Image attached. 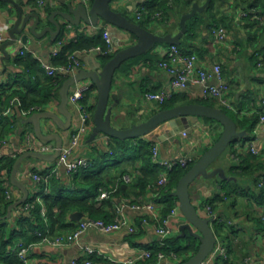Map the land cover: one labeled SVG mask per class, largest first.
<instances>
[{
    "label": "crops",
    "instance_id": "0c3cea01",
    "mask_svg": "<svg viewBox=\"0 0 264 264\" xmlns=\"http://www.w3.org/2000/svg\"><path fill=\"white\" fill-rule=\"evenodd\" d=\"M47 1L46 6H39L34 0H0V30H5L7 38L5 42L10 39L9 30L18 19L20 10L23 13L22 23L27 18V30L18 34L14 43L6 45V53L0 49V93L10 87H15L20 82L22 75L28 76L25 68L15 61L21 55L18 53V49L23 45H27L29 50L33 51L34 57L38 59L41 57L44 61H50L52 50L60 40L69 43L81 34L95 37L101 33L102 27L109 28L113 36L115 35V28L104 21L96 25L85 23L73 25L65 21L58 11L66 8L65 1L71 0ZM72 1L81 2V0ZM145 1L150 2L151 0H117L115 6L130 19L137 22L142 20L144 27L158 35H175L181 29V17L192 11L194 3L203 6L212 0H193L191 6L181 4L169 14L170 22H164L160 17L148 19L144 15L139 19L137 15ZM235 3V0H223V4L216 5L213 10V19L210 18L202 24L197 37L194 39L188 37V47L197 53L199 67L211 72L214 64L221 65L223 76L230 84L225 94L229 109L237 114L240 119L246 117V119L256 121L250 129L237 126L238 131H242L244 135L239 136L240 139H237L234 145L232 144L233 146L227 148L222 157L212 164L211 169L222 167L227 177L222 178L216 175L206 178L199 176L191 183L190 194L193 203L204 216H208L206 211L208 201L215 198L217 194L222 197L215 202L218 207L214 212L217 214L218 220L221 221L220 225H226L224 232L218 237V242L225 250L222 254H216L214 257L209 255L206 260L211 264H264V219L262 217L264 209V122L260 121V113L264 111L262 104L264 99V0H248V5L253 7V15L249 18L241 15L242 10H247L242 6H236ZM208 4L204 9L207 8ZM204 9L196 14L203 12ZM35 13L40 16V21L35 28L37 35L30 30L37 21ZM53 13L55 15L51 19ZM214 19L219 20V22L222 21L221 25L217 26L213 22ZM53 20L62 24L59 34L57 33V24ZM218 27L226 29V39L217 40L214 31ZM50 29L53 31L52 34ZM116 35L121 39L128 37L124 35V32H117ZM52 36L56 37L53 38ZM20 39L22 42L19 41ZM135 40L132 36L126 42L133 43ZM169 45L168 43H157L149 51L125 61L116 71L109 100L114 126L118 128L129 127L160 110L161 106L147 99L146 94L167 89L169 86L171 76L159 66V62L164 57ZM77 54L82 61L80 67L82 69H90L93 65L103 62L102 56L93 50L79 51ZM85 82L90 83L89 81ZM209 82L215 84L217 82L216 76L213 75ZM202 88V84H189L181 93H187L190 98L198 100L204 98ZM60 100L61 96L55 97L44 104L42 110L58 111ZM96 102L97 89L93 88L90 93L89 104L96 106ZM216 102L221 103L219 100ZM69 109L73 113L70 130H62L57 125H53L50 130H45L47 133L51 131L60 133L63 147L70 144L71 134L80 123V116L76 107L69 103ZM18 111L15 106L14 114L16 112L19 123L14 130L6 134L4 138L6 142L1 148L3 155L18 157L22 152L27 151L24 143L26 131H32L36 136L33 124L24 122L28 116L22 115ZM91 116L89 128L83 134L79 145L59 166L60 178L65 185L72 183V177L67 172L71 162L80 159L89 162L109 150V142L112 141V138L99 134L95 139H91L94 126L93 115L91 114ZM63 118L65 120L64 116ZM184 123L188 125L186 119ZM246 125L249 127V124ZM178 127H180L179 124ZM213 127H216L215 131L208 127L201 118L193 125L192 132L175 134L172 127L165 125L153 135V140L159 144L163 158H178L188 155L195 160L212 146L221 135L223 125L219 123ZM38 140L43 142L39 138ZM49 142L57 145L56 140ZM252 146L257 152H252L250 149ZM54 164L55 160L26 157L18 171V178L25 181L29 190V198H40L45 208L47 205L44 202L46 194L43 192V184L36 182L31 177L30 172L42 173ZM115 174L111 175L112 178L107 185L115 182L113 179ZM122 186L126 191H119L116 195V199L113 201V216L110 221L116 217L118 205L138 199L133 181L122 183ZM9 187L12 189V196L8 197V204L0 205V227L4 224L7 226L5 232L7 238H5L9 240L11 237V239L5 253L7 258L0 255V264H8L12 260L17 261L18 264L16 249L21 245L29 247V258L32 263L44 261L47 264H71L75 258L84 255L85 245L97 248L102 252L101 255L92 256L93 264H110L109 258L120 261L136 255L141 249L162 246L160 238L155 233L154 222L146 223L143 214L127 206L124 207V213L137 228L134 234H129L126 231L105 233L96 228H91L80 237L79 241L69 245L58 246L44 242L39 237L41 231L50 238L66 234L72 231L74 225L77 227L80 220L87 217V213L80 208H75L64 219H61V222L55 224L56 221L51 219L48 214L46 217L42 215V222H40L35 219V216H32V208L26 209L28 200L18 207L10 208L14 202L22 197L23 193L13 184ZM152 198V191H148L144 196V199ZM106 199L99 196L97 206L100 207ZM175 202L174 207H177L178 211L172 217L177 230L173 236L176 237L173 243L177 247L181 240L178 238L181 235L180 223L185 220V217L178 208V199ZM40 207L42 209V206ZM163 208V205H159V216L162 215ZM55 216L57 217L58 213ZM23 217L30 219H23ZM1 234L0 229V236ZM167 247L173 248L174 246L168 244ZM175 252H173L175 256L167 255L157 264H178L193 254L192 251L183 252L181 255Z\"/></svg>",
    "mask_w": 264,
    "mask_h": 264
},
{
    "label": "trees",
    "instance_id": "16d2710c",
    "mask_svg": "<svg viewBox=\"0 0 264 264\" xmlns=\"http://www.w3.org/2000/svg\"><path fill=\"white\" fill-rule=\"evenodd\" d=\"M235 1L236 6H242L248 11V18L253 15V7L252 5H248V0ZM181 4L191 6L193 4V0L145 1L140 9L143 10V15L146 16L145 18L153 19V16L160 11L162 12L161 20H164V22H170L169 14L175 8L180 7ZM220 4H223V0L210 1L207 8L203 12L196 14V16L187 22L188 31L183 36L180 45L183 50L190 51V47H188V37L192 39L197 37L202 24L206 23V21L210 18L213 19V10L216 5ZM214 20L213 22H215L217 26L221 25L222 21L219 22V20ZM139 22L142 25L144 24L142 20ZM98 45L106 47V42L103 38V31H101V33L95 37H90L87 34H81L73 41L64 43L60 49L59 55L52 60L56 65L66 66L69 63V55L71 53L91 50ZM101 56L102 60L106 61L112 55ZM15 61L18 65H21L25 68L28 76L26 74L22 75L20 82L17 83L15 87H10L8 90L0 93V111H4L10 107L12 100L17 98L20 99L22 108L30 109L32 107H40V110L43 108L42 106L44 104L50 102L55 97L59 98L60 87L63 81L68 77L66 74H59L55 77L49 76L43 68L40 60L34 57L30 52L19 55ZM90 93L91 91L89 90L84 96L82 102L83 104L87 105L88 112L93 115L95 106H90L89 104ZM216 101L217 99L210 97H204L198 100L192 99L187 93L179 92L162 103L159 109L183 103L199 102L223 109L234 118L237 126L240 128L250 129L255 123L256 120H251L249 118L246 119V117L240 119L237 114H234L229 109V107L223 105L222 103H217ZM16 112L12 116H4L0 119V142L4 140L8 132L14 130L17 127L19 118ZM202 119L204 120L205 124L214 131L216 127L214 128L213 125L219 124L217 120L210 117H203ZM246 124H249V127ZM153 139V135H146L145 137L126 140L112 138V141L109 142L108 151L103 152L97 159H91L87 166H81L77 172L71 175V185L63 184V181L60 177H52L49 185V191L46 193V196H44V202L47 205L46 208L48 216L51 219H54L56 224L61 222V219H64L72 209L80 208L87 213V216L110 221L111 217L113 216L112 208L114 206L113 201L116 199V195L119 193V191H126V189H124L122 186V183H125L122 179L123 175H129L131 177V182L133 181V186L137 190L136 194L138 199L137 201L131 202H138L144 199V196L148 193V191H153V185L157 182L159 174L162 171V167L156 164L152 159L151 140ZM237 139L240 138L235 137L229 144L228 148L233 146ZM16 159L17 157L15 156L12 157L7 155H4L2 158H0V205H6L9 203L6 194L7 185L5 184V180L8 179L9 185H12L10 181V174ZM197 159L198 158H195V160L189 162L187 166H176L171 170L170 181L164 188L159 190V195L154 198L164 207L162 209V215L160 218H165L176 204L175 200L177 197L174 195V189L177 187V184L182 176L197 161ZM113 173H116L113 177L115 182H113L111 185H107L110 182V178H112L111 175H113ZM116 185L117 190L112 192L110 197L104 200L100 207L97 206V200L102 190L113 189ZM227 193H229V190H227ZM218 198L222 197L217 194L215 198L208 201V205L211 207L213 212L218 207V204H215L216 201H219L217 200ZM28 202L34 205V207L31 209L32 216H35L37 221L42 222L43 217L40 211L41 205L37 201L36 197H32V199L29 198ZM56 213H58L57 217L55 216ZM24 218L27 220L30 219L29 217H23V219ZM220 222L221 221L216 220L213 222V224H220ZM75 228L76 226L74 225L72 230ZM0 229L2 231L0 236V255H4V257L7 258L5 253L9 247V241L11 237L9 240H6L7 235L5 232L7 230V226L5 224L1 226ZM44 236H46V233L41 231V235L39 236L40 239H42ZM175 239L176 237L168 238L166 246L152 247V250L150 249L151 256L138 261L136 264H156L158 262L157 256L159 252H163L165 255H170L176 251L179 255H181L183 252L185 253L192 251L194 253L197 250V243L194 240L191 239V243L188 247L180 248L175 247V244L173 243ZM168 244L174 246V250L172 247H167ZM16 257L18 259V264H21L19 257L17 255ZM94 262H96V260H94ZM8 264H17V261L12 260L9 261Z\"/></svg>",
    "mask_w": 264,
    "mask_h": 264
},
{
    "label": "water",
    "instance_id": "95a60500",
    "mask_svg": "<svg viewBox=\"0 0 264 264\" xmlns=\"http://www.w3.org/2000/svg\"><path fill=\"white\" fill-rule=\"evenodd\" d=\"M116 1L92 0L90 4H86L83 1L78 3L72 0L65 1L66 8L58 11L65 21L73 25H80L81 23L96 25L101 21L107 22L115 28L113 41L117 45L118 51L108 60L99 62L90 69L80 68L75 74L69 75L63 81L59 90L61 100L58 111H35L24 121L25 123L33 124L34 132L41 141L49 142L56 140L57 145L56 150L51 154L27 150L17 157L11 171L10 181L21 189L23 195L10 208L18 207L29 199V190L25 181L18 178V171L23 159L35 157L54 161L59 157L63 148L61 134L55 131L47 133L45 130H50L53 125H57L62 130H70L73 113L69 109V93L76 83L89 81L91 87L97 89V102L93 114L94 126L91 139H95L99 134H104L118 140L135 139L146 135H155L159 128L165 125L172 127L175 130V134L180 132L189 133L192 132L193 125L203 117L213 118L223 125V131L217 141L187 170L179 180L174 191V195L179 201V208L185 217V220L180 223L181 235L178 238L184 239L186 242L185 247L190 245L191 239L197 243V250L188 259L178 264H201L215 249L218 235L213 226L212 219L209 216L202 215L193 203L190 185L199 176L211 178L219 175L222 178H226L225 170L222 167L211 169V166L225 153L231 141L235 137L244 135V133L238 131L234 118L223 109L197 102L162 108L146 119H141L129 127L118 128L112 123V111L109 107V100L115 73L125 61L149 51L157 43L181 45L182 37L188 31L187 21L194 17L198 11L203 10L208 3L203 6L194 3L192 11L181 17V29L175 35H158L144 27L141 23L127 17L121 10H118L115 6ZM34 15L37 17V21L30 30L36 34L35 28L40 21V16L36 13ZM54 15V13L51 15V19H53ZM22 20L23 13L20 10L18 19L9 30L10 39L0 44V49L3 53H6V45L14 43L17 40L18 34L27 30V18L23 23ZM53 21L57 24V33L59 34L62 24L55 20ZM50 32L51 34L53 33L51 29ZM117 32H124V35L128 37L121 39V37L116 35ZM132 36L136 39L135 42L127 43L128 38L130 39ZM52 37L55 38L56 36ZM185 119L188 125H185ZM178 124L180 127L177 128Z\"/></svg>",
    "mask_w": 264,
    "mask_h": 264
},
{
    "label": "built area",
    "instance_id": "2783aa9c",
    "mask_svg": "<svg viewBox=\"0 0 264 264\" xmlns=\"http://www.w3.org/2000/svg\"><path fill=\"white\" fill-rule=\"evenodd\" d=\"M39 6H46L47 0H34ZM86 4H90L92 0H81ZM242 10V9H241ZM248 11L242 10L241 15L247 16ZM264 15V11H263ZM143 16V10L138 12L137 17L140 19ZM162 18V12H157L154 16ZM103 38L106 42V47H102L100 45L92 48L91 50L96 51L100 55L107 56L113 55L118 51L117 45L113 41L112 31L107 27H102ZM5 30H0V44L4 43L6 38ZM215 37L217 40H224L227 37V31L223 27H218L215 29ZM22 42V40H19ZM64 44L63 40L58 41L56 46L52 50V59L57 57L60 53V49ZM27 52L33 53L30 51L27 45H23L18 49V53L23 55ZM17 53V54H18ZM44 61L40 57V62L45 69L46 73L49 76L55 77L59 74H66L67 76L75 74L81 67L82 61L77 53H71L69 55V63L65 65H56L53 60ZM159 66L167 71L170 76V83L167 89L156 91V92H148L146 94V98L156 102L161 105L167 99H170L176 93L183 91L189 84H202V92L205 98H215L219 100L223 105L229 106L226 99V92L229 89V82L224 78L222 73V67L220 64H214L211 72L206 70L205 68H201L198 66V55L195 51H185L180 45L170 44L169 48L166 50L164 57L160 60ZM215 75L217 78V82L215 84H211L209 79ZM92 87L90 83L87 82H79L76 83L74 87H72L69 93V103L73 104L80 116V123L75 127L74 131L71 134V141L67 147H63L61 150V154L55 160L54 166L47 168L45 172L31 171V177L38 183L43 184V192L46 194L49 191V185L52 177H60L59 166L63 163V161L71 155L76 147L79 145L81 138L85 132H87L89 125L91 123V113L87 110V105L83 104L82 100L86 93L90 90L92 91ZM262 104L264 105V99L262 100ZM15 106L19 110L22 115L29 116L35 111H39L40 107H32L30 109H24L21 107L20 99H13L11 102V106L5 109L4 111H0V119L4 116H12L14 114ZM42 110V109H41ZM260 121L264 122V111L260 113ZM145 137V136H144ZM148 139V138H147ZM5 139L0 142V158L4 155L1 153V148L5 144ZM24 143L26 145L27 150H35L42 153H54L56 150V146L50 142H40L38 138L34 135L32 131H26L24 135ZM151 152L153 161L162 167V171L159 174V178L157 182L153 185L152 191V199H142L138 202L127 201L124 204L117 206V215L112 221H106L103 219H97L90 216H87L80 220L77 227L68 232L66 234H60L56 237L50 238L47 235L42 238L44 242L52 243L58 246L69 245L71 243L79 241L80 237L91 228H96L105 233H111L115 231H126L129 234H133L137 231V228L134 224H132L131 220L124 213V207H130L139 213L144 215V221L146 223L154 222V230L155 233L161 240L162 246L166 245V240L171 238L176 233L175 225L173 224L172 217L177 213V207H173L170 213L165 218H160L158 214L159 205L161 203L157 202L154 198L159 195V190L164 188L168 182L170 181V173L171 170L176 166H187L189 162L193 161L194 158L191 156H182L178 158H163L161 154V148L157 142L151 140ZM252 152H257V150L252 146L250 147ZM89 162L85 159H80L75 162H71L68 166V174L72 175L77 172L81 166H87ZM123 181L128 183L131 181V177L129 175H123ZM5 184L7 185L6 194L7 197L12 196V189L9 187V180H5ZM117 190V186L113 189H104L100 194V198H109L112 192ZM37 201L42 206L41 212L44 217H46V208L43 204V201L40 198H36ZM43 204V205H42ZM34 207L33 204L28 203L26 205V209ZM179 208V207H178ZM206 211L208 216L212 219V221L218 220V216L215 212L212 211L209 205L206 206ZM262 217L264 219V209L262 213ZM224 247L217 242L215 249L211 252L210 257H214L216 254H222L224 252ZM16 254L19 257L21 264H47L44 261H38L36 263H32L29 258V247L25 245H21L16 249ZM84 255L78 258H75L71 264H93L91 257L93 255H101L102 252L89 245L84 246ZM151 256V250L149 248L141 249L136 255L128 257L124 260H116L113 258H109L110 264H136L138 261L149 258ZM167 255L163 252H159L157 256V261L164 259ZM172 256H175L172 253ZM158 263V262H157ZM156 263V264H157ZM201 264H211L208 260H204Z\"/></svg>",
    "mask_w": 264,
    "mask_h": 264
},
{
    "label": "rangeland",
    "instance_id": "374dc122",
    "mask_svg": "<svg viewBox=\"0 0 264 264\" xmlns=\"http://www.w3.org/2000/svg\"><path fill=\"white\" fill-rule=\"evenodd\" d=\"M144 119V118H143ZM230 148V147H229ZM220 157H222V156H220ZM219 223H216V224H214L213 226H214V228H215V230H216V233H217V235H218V237H220V235H221V233L222 232H224V227L226 226V225H218ZM185 245H186V242L184 241V239H181L180 240V243H179V245L177 246V247H180V248H186L185 247Z\"/></svg>",
    "mask_w": 264,
    "mask_h": 264
}]
</instances>
